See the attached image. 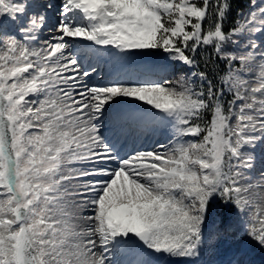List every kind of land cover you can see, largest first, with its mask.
<instances>
[{"label": "snow or ice", "instance_id": "6c2138e0", "mask_svg": "<svg viewBox=\"0 0 264 264\" xmlns=\"http://www.w3.org/2000/svg\"><path fill=\"white\" fill-rule=\"evenodd\" d=\"M35 7L0 0V264H116L110 254L131 245L195 257L218 204L225 230L242 219L264 247V173L252 182L247 154L264 143V0L227 31L230 0H62L59 34L43 42ZM17 21L19 36L3 29ZM209 48V71L175 81L145 69L85 82L90 55L158 50L195 69ZM156 119L174 123L173 144L121 155V139Z\"/></svg>", "mask_w": 264, "mask_h": 264}, {"label": "rangeland", "instance_id": "374dc122", "mask_svg": "<svg viewBox=\"0 0 264 264\" xmlns=\"http://www.w3.org/2000/svg\"><path fill=\"white\" fill-rule=\"evenodd\" d=\"M24 2L35 4L36 7L33 9V12L39 11L48 18L45 30L40 33L41 42L59 34L57 24L60 19L59 12L62 0H24ZM255 2L258 4L261 0H255ZM18 27L19 21L15 24H3V29L19 36L20 34L16 33V28ZM253 38L255 39V37ZM79 43L82 45L89 44L86 41H80ZM257 43L259 44L260 40H257ZM99 51L104 52L105 50L99 49ZM111 51L114 53L116 50L112 49ZM167 57L165 54L152 52L134 55L129 59H120L118 56L106 54L99 56L90 55L85 63V67L89 70L90 76L85 78V82L89 86H103L114 82L124 72L136 73L145 69H155L157 74L151 78L157 80L167 79L169 77L167 74L172 75L174 78H180L182 76H188L192 72V69L188 66L170 61ZM93 66L95 67V71H92ZM252 75L254 79L255 74ZM119 107L130 114H141L140 110L143 104L142 102L133 103L131 101H125ZM102 123L106 124V127H103L102 131L106 135H110L108 128L111 125L105 121H102ZM150 124V127L147 125L143 128L145 130L142 132L144 135L136 134L134 142L126 141L122 143L121 139L119 144H117V149L121 155H126L133 151L159 150L160 144L171 146L176 140L174 123L156 119ZM183 139L187 141L193 138L184 137ZM247 154L253 157V168L248 172V175L252 182L255 183L261 178L262 173H264V143L258 142L255 146L249 147ZM109 166L114 167L115 163L113 162ZM231 219L233 220V226L225 230L220 222L219 215L214 214L212 210V213L205 222L204 239L199 254L195 257L175 258L178 261L180 260V262L181 260L188 259L187 262H190L189 264H193L194 262L199 263L200 261H203L204 264H237V261L240 264H264V248L248 236H241L244 234L243 228L245 227L242 219H236L234 216ZM247 245L254 246L256 248L255 252L250 253L249 250L244 251L243 248ZM129 248L135 250L140 249L137 245H131ZM146 254L150 260L156 261L154 254H150L149 251H146ZM163 259L165 260V258ZM160 261H162V258H159L157 263Z\"/></svg>", "mask_w": 264, "mask_h": 264}, {"label": "trees", "instance_id": "16d2710c", "mask_svg": "<svg viewBox=\"0 0 264 264\" xmlns=\"http://www.w3.org/2000/svg\"><path fill=\"white\" fill-rule=\"evenodd\" d=\"M231 3V11L229 15L227 16L225 22H224V28L225 30H230L234 25L235 22L240 18L241 13H247L250 10V5L253 3V0H230ZM229 47H232V45H229ZM152 53L156 54H165L168 56L167 53H164L162 51L154 50ZM209 57H211L213 60L216 59L215 53L212 52V50L209 48L205 51H200L199 55L197 56V67L195 69H192V71L199 72V71H209L212 66L208 64ZM179 69H181L179 67ZM214 72L223 74L226 72L227 65L224 61H217L215 68L212 69ZM168 80H177L179 77L174 78L172 75H168ZM175 79V80H174ZM214 79L216 82H219V76H215ZM197 84H199V81H197ZM232 96L231 94L226 95L225 97V103H227L228 100H231ZM208 118H210V114L208 115ZM214 214L219 215L220 219L222 216H228L226 208H224L222 205L218 204L213 209ZM231 218V217H230Z\"/></svg>", "mask_w": 264, "mask_h": 264}, {"label": "bare ground", "instance_id": "6f19581e", "mask_svg": "<svg viewBox=\"0 0 264 264\" xmlns=\"http://www.w3.org/2000/svg\"><path fill=\"white\" fill-rule=\"evenodd\" d=\"M242 234L241 236H244ZM264 248V247H263ZM147 250H141L137 249L135 251H132L129 246H126L123 249H118L115 252L110 254V258L116 262V264H129L130 261L134 260H143L149 262V264H189L186 259L178 261L175 257H169L167 255L163 254H154L156 261L150 260V258L146 254ZM148 252V251H147ZM150 254H153L152 252L149 251ZM163 256V257H162ZM159 258H162V261L157 263V260ZM165 258V260L163 259ZM161 260V259H160ZM193 264H204L203 261H200L199 263H193ZM237 264H240L239 261H237ZM261 264V263H260Z\"/></svg>", "mask_w": 264, "mask_h": 264}, {"label": "water", "instance_id": "95a60500", "mask_svg": "<svg viewBox=\"0 0 264 264\" xmlns=\"http://www.w3.org/2000/svg\"><path fill=\"white\" fill-rule=\"evenodd\" d=\"M243 249H244V251L249 250L250 253H254L256 250V248L254 246H251V245H247Z\"/></svg>", "mask_w": 264, "mask_h": 264}]
</instances>
